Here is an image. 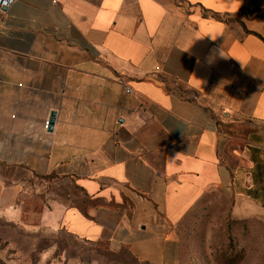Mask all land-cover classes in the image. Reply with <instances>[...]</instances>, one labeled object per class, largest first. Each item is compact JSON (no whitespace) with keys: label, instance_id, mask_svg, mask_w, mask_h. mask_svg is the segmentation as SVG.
Segmentation results:
<instances>
[{"label":"crops","instance_id":"obj_1","mask_svg":"<svg viewBox=\"0 0 264 264\" xmlns=\"http://www.w3.org/2000/svg\"><path fill=\"white\" fill-rule=\"evenodd\" d=\"M50 178L87 202L47 197L39 227L143 264H180L173 227L208 190L264 215V0L0 11V217L23 222Z\"/></svg>","mask_w":264,"mask_h":264},{"label":"rangeland","instance_id":"obj_2","mask_svg":"<svg viewBox=\"0 0 264 264\" xmlns=\"http://www.w3.org/2000/svg\"><path fill=\"white\" fill-rule=\"evenodd\" d=\"M25 206L23 222L0 217V264H143L104 243L79 245L37 225L42 200L64 199L81 206L85 194L72 183L52 185ZM236 201L221 189L208 190L173 227L181 242L180 264H264V215L241 218ZM53 243H55L53 245Z\"/></svg>","mask_w":264,"mask_h":264},{"label":"built area","instance_id":"obj_3","mask_svg":"<svg viewBox=\"0 0 264 264\" xmlns=\"http://www.w3.org/2000/svg\"><path fill=\"white\" fill-rule=\"evenodd\" d=\"M16 0H0V11H2L5 8H9L14 4ZM53 3H57L58 0H52ZM127 92H130V90H127ZM46 127H48V123L46 124Z\"/></svg>","mask_w":264,"mask_h":264},{"label":"water","instance_id":"obj_4","mask_svg":"<svg viewBox=\"0 0 264 264\" xmlns=\"http://www.w3.org/2000/svg\"><path fill=\"white\" fill-rule=\"evenodd\" d=\"M56 118H57V112L56 111H52L51 115H50V119L48 121V131L49 132H53L54 125H55V122H56Z\"/></svg>","mask_w":264,"mask_h":264},{"label":"trees","instance_id":"obj_5","mask_svg":"<svg viewBox=\"0 0 264 264\" xmlns=\"http://www.w3.org/2000/svg\"><path fill=\"white\" fill-rule=\"evenodd\" d=\"M218 19H222L224 22H228V21H230L231 19H229V18H219V17H217ZM78 188V187H77ZM82 191V190H81ZM87 202V199H86V197H85V202H83V204H85ZM180 241V240H179ZM181 243V242H180ZM125 252H127V251H125ZM128 253V252H127ZM129 254V253H128Z\"/></svg>","mask_w":264,"mask_h":264}]
</instances>
